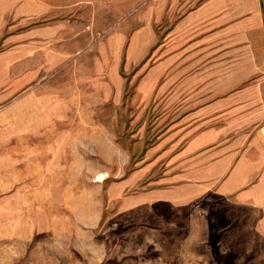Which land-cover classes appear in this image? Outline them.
<instances>
[{"label":"rangeland","instance_id":"374dc122","mask_svg":"<svg viewBox=\"0 0 264 264\" xmlns=\"http://www.w3.org/2000/svg\"><path fill=\"white\" fill-rule=\"evenodd\" d=\"M210 1L0 0V87L9 88L0 95V107L29 103L36 88L70 87L74 77L91 84L98 78L99 63L108 66L101 74L103 91L110 90L111 78H118L112 88H125L117 111L107 105L101 112L73 113L75 123L62 133L84 135L86 141L69 143L63 160L55 153L53 161L61 165L52 166L51 157L38 160L47 178L53 180V200L47 198L48 192L39 190L36 206L14 209L18 219L32 215L37 223L32 240L23 249L0 248V264H223L214 240L204 237V231L202 238L193 237L191 228L200 224H193L190 216L197 212L174 210L170 205H141V181L130 192L120 183L130 171L127 153H140L135 146L141 142L136 134L141 133V127L133 119L140 117L141 107L139 102L135 105L132 93L148 80L151 73L147 71L156 67L160 47V54H165L175 44L196 38L200 28L188 16ZM223 1L229 25L235 23L245 29L243 35L242 30L238 34L231 30L227 38H244L247 44L252 39H264V0ZM142 41L149 42V54L143 63L130 66L129 49ZM44 56H48L47 63L31 74L32 61ZM113 56L117 62L110 58ZM20 70L26 71L21 77L17 76ZM154 82L156 85L157 80ZM81 91L88 94L94 90L84 85ZM94 118L107 125L103 128L107 137L104 135L99 143L91 139L94 127L75 125L80 119L89 122ZM115 121L116 126L109 125ZM110 132L114 143L109 140ZM14 133L19 132L0 127L3 164L13 161L14 145H29L8 144L7 137ZM21 133L30 134V130L22 127ZM25 155L28 157L27 153L17 154ZM100 169L109 176L103 182L97 180ZM127 196L130 200L125 201ZM4 202L0 197V233H24L28 224L8 222ZM206 208V202L198 207L204 212Z\"/></svg>","mask_w":264,"mask_h":264},{"label":"crops","instance_id":"0c3cea01","mask_svg":"<svg viewBox=\"0 0 264 264\" xmlns=\"http://www.w3.org/2000/svg\"><path fill=\"white\" fill-rule=\"evenodd\" d=\"M224 6L223 0H211L191 12L188 18L200 28L196 38L175 44L165 54H160V47L156 67L147 71L148 80L132 93L135 105L139 102L141 107L140 117L133 119L141 127V133H136L141 142L135 146L140 153H127L130 171L120 183L130 192L141 181V205L197 212L190 216L193 224H200L191 228L193 237L202 238L204 231V237L214 240L223 264H264V39L247 44L244 38H227L231 30L237 34L242 30L243 35L245 29L229 25ZM149 51V42L132 44L128 64L143 63ZM42 58L32 61L31 74L47 63L48 56ZM110 58L117 62L116 56ZM107 69L99 63L98 78L91 84L74 77L70 87L36 88L29 103L0 107V127L19 132L9 135L7 143H29L11 148L13 161L3 164L0 159V197L10 215L7 220L28 224L24 233L1 232V249H23L32 240L37 218L20 220L15 208L36 206L39 190L53 200V180L38 160L51 157L52 166L61 165L53 161L55 153L63 160L69 143H85L84 135L62 133L75 123L73 113L101 112L107 105L117 111L125 88H112L118 78H111L110 90L103 91L101 74ZM24 72L18 71L17 76ZM84 85L94 91L82 92ZM5 90L9 88L0 87V95ZM88 121L80 119L75 125L94 127V142L107 137L101 118ZM22 127H28L30 134H22ZM110 137L114 143L111 132ZM25 153L28 157L17 156ZM102 172L106 177L100 182L109 177L101 169L98 175ZM203 202L205 212L198 209Z\"/></svg>","mask_w":264,"mask_h":264},{"label":"bare ground","instance_id":"6f19581e","mask_svg":"<svg viewBox=\"0 0 264 264\" xmlns=\"http://www.w3.org/2000/svg\"><path fill=\"white\" fill-rule=\"evenodd\" d=\"M106 177V173H100L99 175H98V180H103L104 178Z\"/></svg>","mask_w":264,"mask_h":264}]
</instances>
